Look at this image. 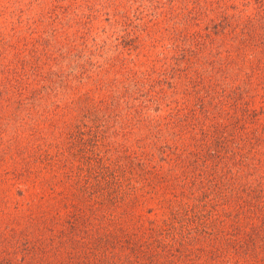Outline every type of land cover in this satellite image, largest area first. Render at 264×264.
I'll use <instances>...</instances> for the list:
<instances>
[{"label": "rangeland", "instance_id": "1", "mask_svg": "<svg viewBox=\"0 0 264 264\" xmlns=\"http://www.w3.org/2000/svg\"><path fill=\"white\" fill-rule=\"evenodd\" d=\"M232 1L0 0V63L21 73L63 72L53 91L40 90L19 113L16 88L5 96L0 264H260L247 260L259 254L264 261V237L239 260L233 256L249 213L264 217V89L244 99L253 113H200L202 129L199 113H183L189 121L177 117L171 127L163 120L160 128L125 106L122 113H85L113 95L112 78L121 86L151 64L169 62L180 74L177 86L198 71L209 75L208 59L227 56L214 30L225 28L219 32L228 38L241 23L219 19ZM95 48L91 64L78 56ZM67 51L71 56L60 57ZM52 53L57 59L49 60ZM83 63L82 82L63 83ZM169 83L159 85L168 90ZM195 86L202 87L191 83L193 90L179 93L183 105L192 104ZM33 87L31 79L23 94ZM80 91L91 96L79 103ZM48 99L67 108L39 113ZM161 106L146 114L167 115Z\"/></svg>", "mask_w": 264, "mask_h": 264}, {"label": "trees", "instance_id": "2", "mask_svg": "<svg viewBox=\"0 0 264 264\" xmlns=\"http://www.w3.org/2000/svg\"><path fill=\"white\" fill-rule=\"evenodd\" d=\"M232 2L230 6L233 10L223 13L222 17H219V19H227L232 22L235 18L239 17L241 23L238 27H234L229 35L230 38L229 36L225 38L219 32L223 31L222 29L225 28L218 26L216 29L219 28V30H214L217 32V35L223 39L219 45L225 48L221 50H225L227 56L219 62L214 56L208 59L207 65H209L210 71L207 69L204 70L206 72L209 71V75H204L198 71L199 73H195L194 77L189 75V77L185 79L187 82L180 81L178 85L180 83L182 84L177 86L175 78L176 76H180V74L178 75L177 72L175 73L176 69L173 70L169 62L166 63L167 65L160 67L151 64L149 68H147V72L149 73H140L139 71V74H127L129 77L121 86H118L119 83H121L117 80L118 78H112L111 85L113 86L115 84V87H113V91H115L113 95H111L108 100H102L103 106L97 105L85 113H122L123 110L121 108L125 106L129 113L132 111L133 113H145V117L147 118L146 122L150 125L149 127L152 128H160L163 120H167L166 126L169 125L171 127V125H175L174 121H178V119H176L177 117H182L183 123L188 122L189 119H187L188 121H184L187 117L183 113H199V118L197 119V121L199 120L198 128H201L200 113H213L212 111H214V113H224L227 111L232 113V109L236 107H245V113H253L254 109L250 108L248 105L245 106L250 99H244L246 96H252L249 94L253 88H256V90L258 88L264 89V0H234ZM222 24H224V22H222ZM94 51H96V48L94 50L88 49L87 54L82 53L78 56L86 58V62L91 64L93 63V59L90 55H93ZM62 56H71V54L68 52V55H63L61 52L60 57ZM55 59H57V57L52 53L49 60ZM33 66H36V64ZM50 68L51 69H46V71L41 70L42 68H30V72L24 69L21 73V67L18 69V67H13L9 63H0V113H5V96L13 95V93L11 94L13 87L16 88L14 93L16 94L14 99H16L18 104L16 108L20 107L21 104H23V107L29 105L28 99H36L35 97L40 93V90L41 92L44 90L46 93L48 91H53L52 85L61 78L63 72H57L53 67ZM94 69L97 71L99 70L97 73H100L101 65H96ZM94 69H92V72H94ZM87 70L88 69L84 67L83 63L82 70L78 71L77 69H72L70 72L73 75L68 76V78H70L64 80L63 83H75L73 81H77L78 83L82 82L84 72ZM91 75L92 73L89 75V78ZM152 78H154V80H152ZM199 78L202 80L198 81L197 79ZM31 79H34L39 88L33 87L27 91L24 90L26 92L23 94L21 88H25ZM169 79L170 83L167 85L169 88L168 90H166L163 85H159L160 81L164 83ZM47 81L49 83H47ZM95 81H97V86H103V80L100 82V77H96ZM191 83L194 85H201L202 87L195 86L194 88L197 90V93L194 95L192 104L183 105L182 101L178 99V95L180 92L188 93V90H193L189 89ZM20 85H24V87L18 88ZM203 86H206V89L203 90ZM28 93L29 95H27ZM24 95L25 98L23 99ZM84 96L88 99L91 95L88 91H80L77 93L76 98H78L79 103L84 99ZM168 99L173 101L174 106L172 108L166 105V100ZM48 100L49 103L42 107L39 113H55L66 106V103L63 101L57 102L56 99ZM163 101L167 108L164 113L168 114L165 116H152L150 118V115L146 113H152L150 110L154 111L155 109L157 113H160ZM195 107H198L199 112L194 110ZM66 108L67 107H64L63 109L65 110ZM258 108L264 110V105L261 104ZM17 111L13 113H19L20 108H18ZM36 111H38V109H36ZM223 129L224 125L221 130L216 128V131H213L214 137L216 138ZM161 146L163 145H160L159 148ZM262 156L264 157V151ZM234 163L237 168L244 165V161L241 157L234 160ZM223 172H225V170ZM258 204L260 205V210H264V201L262 202V200H259ZM247 209L250 211L251 208ZM248 216L251 220H249L250 222L245 226L246 233L237 236L241 247L233 252V256H237L235 259L238 260L242 254V250H247L246 247L249 243L253 244V242L255 243L261 237H264V217H253L250 213ZM153 238L155 239V237ZM248 251H251V249ZM253 251L254 253L258 252L256 248ZM260 256L263 255L259 254L253 259L252 256H250L247 260H253L251 263L259 260L260 264H263L264 261L261 260ZM244 260L245 258L243 261Z\"/></svg>", "mask_w": 264, "mask_h": 264}]
</instances>
